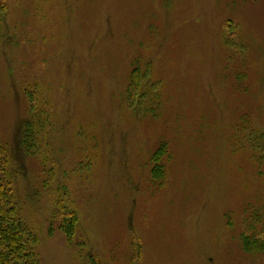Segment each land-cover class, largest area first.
<instances>
[{"label": "rangeland", "instance_id": "obj_1", "mask_svg": "<svg viewBox=\"0 0 264 264\" xmlns=\"http://www.w3.org/2000/svg\"><path fill=\"white\" fill-rule=\"evenodd\" d=\"M3 2L0 142L39 263L264 264L243 241L264 243V0ZM34 88L52 105L51 188L17 140Z\"/></svg>", "mask_w": 264, "mask_h": 264}, {"label": "trees", "instance_id": "obj_2", "mask_svg": "<svg viewBox=\"0 0 264 264\" xmlns=\"http://www.w3.org/2000/svg\"><path fill=\"white\" fill-rule=\"evenodd\" d=\"M6 9L5 3H0V13L4 14ZM226 44L234 49L237 48L234 34L226 38ZM140 78L141 75L138 69L132 71L129 91L133 89L136 94L139 89ZM156 86V83L152 84L153 88ZM36 89L24 90L28 116L20 123L17 140L22 153L26 157L36 160L42 168L44 175L43 187L51 188L56 178V163L51 157V152H49V144L45 135L51 127L52 105L49 101H42V103L38 95L41 92ZM127 99L131 101L129 105L131 108L133 106L140 107L142 100H137L132 95H129ZM43 134L45 135L43 136ZM166 147L165 143L161 144L157 153L153 156L151 183H163L165 168L159 162L166 153ZM10 158L8 150L0 142V264H40L37 255L30 249L37 243V237L30 232L19 216L20 208L15 194L14 174L10 167ZM256 159L261 162L263 157L256 156ZM52 193L57 197L55 205L61 216L60 230L68 243L73 244L78 216L76 212L69 211L65 204L64 197L68 196L67 186L52 190ZM243 241L246 251L264 252L262 241L256 240L254 237H244ZM80 254H82V251H80ZM89 262L99 264L93 259H90Z\"/></svg>", "mask_w": 264, "mask_h": 264}]
</instances>
